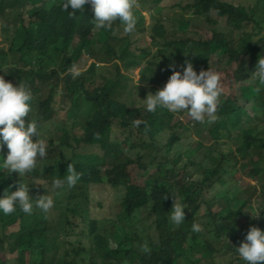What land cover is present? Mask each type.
Instances as JSON below:
<instances>
[{
    "label": "trees",
    "instance_id": "obj_1",
    "mask_svg": "<svg viewBox=\"0 0 264 264\" xmlns=\"http://www.w3.org/2000/svg\"><path fill=\"white\" fill-rule=\"evenodd\" d=\"M158 1L161 0L155 3ZM182 1L171 6L165 19L159 18L153 25L150 39L161 46L158 49L161 56L152 63L156 69L152 64L142 67L140 81L144 84L150 77V82L160 81L162 87L173 70L182 71L185 61L191 62L197 73L208 68L215 71L209 63V48L213 44L226 65L235 66L234 82L239 85L237 93L223 89L217 108L221 121L206 131L213 143L206 146L193 139L184 150L190 162L187 172V164L182 171L176 167L180 156L157 155L161 150L170 152L178 141H184V137L176 135L183 122L169 127L171 114L166 109L147 112L142 107L129 108L120 100L125 94L132 97L131 78L126 71L140 65L136 54L146 49L133 47L130 37L123 41L124 36L116 33L118 29L122 31L119 21H113L111 29L96 27L94 13L87 4L84 11L70 17L62 8L64 0H0V33L4 41H0V76L14 86L19 81L34 85L33 92L40 103L35 118L40 125L51 122L57 95L62 92L64 101L69 102L66 118L61 123L57 121L58 135L41 137L49 143L48 154L55 150L51 159L36 166L31 174L53 180L56 176H66L71 162L80 174L74 186L64 183L53 192L54 199L61 204L60 229L58 224L49 227L46 215L35 207L31 214L19 208L6 216L0 214V250L7 251L8 241H17V257L11 258L10 264H38L39 259L54 264L57 258L62 264H96L100 256L103 264H202L203 261L218 264L216 253L220 247L225 261L221 260V264L235 261L240 264L243 261L235 248L244 242L250 227L264 230V203L258 194L262 190L260 195L264 198V85L257 89L253 75L259 57H264V32L255 38L264 29V0H245L252 2L247 6L227 0H187L181 4ZM8 5L11 9H7ZM217 15L226 18L229 32L218 29ZM192 17L204 18L207 24L202 25L209 29L210 37L187 34L188 28L197 26L194 22L201 21L198 18L192 22ZM247 26H251V31H246ZM235 29L241 33L238 39L231 36ZM254 29L259 31L254 33ZM142 32L136 24L133 32L123 33ZM173 33L174 36L183 33L185 37L173 38ZM95 43L102 45L100 56L93 50L88 54L92 53L100 62L96 65L92 61L86 70L73 77L72 58ZM180 44L183 49L176 50ZM113 59L116 62L110 70L106 65ZM97 73L102 78L94 85ZM135 74L136 71L131 73ZM160 74L161 78L156 79ZM84 80L87 81L83 84ZM40 83L44 89L37 87ZM86 83L91 84L86 86ZM150 90L157 89L151 86ZM115 91L119 98L113 96ZM258 107L262 114H254ZM134 120L139 123L134 125ZM253 123L262 126L261 134ZM113 125L120 131H114ZM202 125L195 122V135L203 131ZM163 134L164 143L159 147ZM196 143L202 151L198 161ZM77 147L97 150L82 152ZM7 151L6 147L0 149V155L6 156ZM149 155L153 157L149 159ZM234 167L252 175L255 183L241 187L236 173L231 176ZM140 176L144 177L143 182ZM19 182L38 188L33 197L51 195L45 192L51 183L34 185L28 173L20 177L15 172L7 175L6 170H0V196L5 189L15 191ZM90 184H109L118 193L122 206L120 221L126 228L138 207L147 214H155L152 224L157 232L155 240L146 245L140 237H127L124 227L118 233L114 220L94 217ZM246 188L252 190L248 197L251 202L240 195ZM170 190L185 207V219L180 225L169 223L174 203ZM218 192L221 195L216 197ZM252 199L254 210L250 209ZM202 209L204 213L200 215ZM242 217L249 218L248 225L242 223ZM200 219L207 221L204 234L191 231L192 223ZM199 250L210 255L201 257L196 254Z\"/></svg>",
    "mask_w": 264,
    "mask_h": 264
},
{
    "label": "clouds",
    "instance_id": "obj_2",
    "mask_svg": "<svg viewBox=\"0 0 264 264\" xmlns=\"http://www.w3.org/2000/svg\"><path fill=\"white\" fill-rule=\"evenodd\" d=\"M86 4L91 6L95 17V26L98 28L111 29L113 21H119L122 25V31L131 33L135 30L136 24L138 27L140 26V19L145 16L139 10H135L138 7L136 0H64L62 8L68 11L70 17H74L78 11H84ZM113 31L115 30L113 29ZM90 50H93L98 56L103 51L102 45H97V43L89 48L81 49L80 53L71 60L72 68L70 72L73 77H77L80 74L79 72L86 70L92 61H95L96 65L100 62L92 53L89 56L88 52ZM84 60H86V63H83ZM115 62V59H113L106 66L113 70ZM80 64L82 66L79 68ZM169 67L174 68L175 66L170 65ZM131 68L135 69V66H131ZM126 73L129 72L126 71ZM253 75L258 85H264V57H259ZM96 77L97 80L93 83L94 85L98 84L102 78L99 73L96 74ZM86 81L84 80L83 84ZM90 84L86 83V86ZM154 86L157 90L152 91L154 93H149L143 99L147 112H155L157 108H162L174 115L175 112L187 110V114L191 119L201 124L206 121L211 123L217 119V108L223 92L218 72L208 68L197 73L192 63L185 61L182 71L173 70L162 88L158 89L156 84ZM37 87L41 88L40 85H37ZM33 88L34 85L32 87V85L26 84L24 81H19V85L14 86L4 76H0V149L6 147L8 150L6 156L0 155V170H6L7 175L15 172L20 177L28 173L34 185H43L41 183L43 182L51 183L53 187H58L66 183L68 187H72L80 178L79 172L74 169L73 162L68 164L66 176L59 177L55 175L57 178L53 180L35 177L31 174L32 170L42 160H45L42 164L50 160L52 153L55 151L53 149L52 153L48 154L49 143L41 139L40 127L42 125L35 118L40 111V103L38 95L35 94V91L33 92ZM34 97L37 99L33 101ZM60 97L61 101L59 104L56 96L55 105L57 108L54 116L58 107L66 109L67 116L69 102L64 101L62 92ZM31 104L34 105V108H31ZM254 114H257L256 110ZM260 114H262L261 107ZM62 120L58 119L56 121L61 123ZM138 123V120L133 121L134 125ZM77 149L82 150V152H91V149L97 150L94 147L85 148L90 149L89 151H83L85 149L82 147H77ZM69 152L71 153L70 150ZM89 154L92 153L84 155ZM68 160H70V157ZM29 190H31L30 194ZM37 192L38 188H29V184L20 182L15 191L5 189L4 194L0 196V214L9 215L15 212L17 208L25 214H31L35 207L42 210V213L47 217L46 220H49L46 223L48 225L51 223L49 227H53L56 224L52 223V220L59 221L60 219L52 215L54 199L47 194L38 197L31 196L36 195ZM172 196L174 203L168 219L171 223L180 225L185 219V207L177 202L173 193ZM259 200L264 203V198L260 194ZM118 202L120 203V199ZM201 230L202 225L200 223H192V232L198 233ZM235 250L243 264H261V262H264V230L255 226L250 227L245 235L244 242Z\"/></svg>",
    "mask_w": 264,
    "mask_h": 264
},
{
    "label": "rangeland",
    "instance_id": "obj_3",
    "mask_svg": "<svg viewBox=\"0 0 264 264\" xmlns=\"http://www.w3.org/2000/svg\"><path fill=\"white\" fill-rule=\"evenodd\" d=\"M180 0H161L158 1L157 3H155V0H136L138 7L135 8V10H139L140 13L144 16L143 21L140 23V29L141 31H143L140 34H131V35H124V33L118 29L116 31V33H118L120 36H124L123 41L126 40L127 37H130L131 39V43H133V47L134 45H138L140 48H144L146 49L145 52L140 53V54H135L137 55L138 60L140 61V66L132 69L129 71V73H127L130 78V87L131 90L133 92L132 97H128L127 94L123 95L122 97H120V100L123 101L129 108L136 106V107H142L143 109H145L144 106V102L143 99L146 98V96L149 93H154L150 90L151 86H154L155 83L150 82V77L147 78L148 82H145L144 84L140 81V75H141V69L144 66L147 65H151L152 63H154L155 61H158L161 54L158 52V49L161 47L160 45H158L157 43H152L150 36L151 34L154 33V30L152 29L153 25H155L156 22H158L159 18L165 19V17L167 16V14L169 13V9L171 8V6L176 5ZM244 1V2H243ZM187 2V0H184L181 2V4H185ZM227 2L229 3H233V4H241V5H250L252 2H245V0H227ZM155 3V4H154ZM163 7V8H162ZM162 8V9H161ZM7 9H11V7L8 5ZM160 10H162V15ZM178 12H182V11H178ZM177 12V13H178ZM185 13V12H184ZM261 13V12H260ZM218 19V29L220 31H226L229 32V30H231L230 28L225 26V17H219L218 15L216 16ZM200 19L201 21L199 22H194L197 23V26L194 27L193 25L188 28L187 30V34L190 35H196V37L198 38H206V37H210V31L209 29L202 25V24H207L204 21L203 17H192L191 21H196L197 19ZM176 21V20H174ZM193 23V24H194ZM201 23V24H200ZM170 23H166V26H170ZM229 29V30H228ZM246 31H251V26H247ZM233 31V30H232ZM259 31V29H254V33ZM263 32L264 29L261 30L259 32L258 35L255 36V38L257 37H261L263 36ZM241 33L239 30L235 29V31L231 32V36L234 37V39H238L240 37ZM173 38H183L185 37V34L181 33V35H177L174 36L173 33ZM0 41H3V36L0 33ZM181 45V46H180ZM179 48H177L176 50H182L183 49V45L180 44ZM209 63H211V65H214L215 68V72H218L220 75V84L222 89H225V91L227 90H231L233 93H237V89L239 87L238 84H236L234 82V71H235V66H231V65H226V62L221 58V56H219L217 54V50L214 48V45H210L209 48ZM84 55L87 57V55L84 53ZM83 63H86V60L83 61ZM82 66V64L79 65V68ZM152 67L156 69V65L152 64ZM136 71L135 76L131 75L132 72ZM162 76V74L157 75L156 79H160ZM161 82L159 81L157 85L158 89L162 88L160 86ZM41 89H44V86L42 84H39ZM255 86L257 87V89L259 88V85L255 83ZM45 93H46V89H45ZM257 94H259V90H257ZM37 95V94H36ZM113 96L116 98H119L117 95V92L115 91L113 93ZM58 97V101L60 104L61 101V97L60 95H57ZM134 98V99H133ZM37 98L34 97L33 101L36 100ZM31 108H34V105L31 104ZM257 111V115L260 114V107L256 108ZM35 113V110H34ZM33 113V114H34ZM187 110H181L178 112H175L174 115L171 114V118L169 120L168 126L171 127L174 123H177L178 121H182L183 124L180 125L179 129H177L176 131V135L177 136H182L184 137V141L180 140L177 142V144L170 150V152H165L164 150H161L157 155H161V154H165L168 156V158H173L175 156H180L181 158L178 160L177 163V169L179 171L183 170V166L185 164H187V168L186 171L190 170V162L188 163V155L187 152H185L184 150L187 149L190 145L191 140L195 139L198 142H201L202 145H206V146H210L214 140H212L208 135V133L206 132L208 129L214 127L219 121H221V117L217 114V119L214 122L208 123L207 121L205 123H203V131L199 132L198 134L195 135L196 133V129L193 131V128L195 127L194 124L196 121L192 120L191 117L189 116L188 119L186 118L187 116ZM66 116V109L64 108H60L58 107V110L54 116V118L52 119V123L49 122V125H44L42 124V126L40 127V136L44 137L46 139L47 136H52L55 137L57 136L60 132V128L58 130V124L56 120L58 119H64ZM56 125V126H55ZM187 125H189V128L186 129ZM253 126L256 127V132L258 133H262V126L259 124H253ZM45 129H44V128ZM113 130L114 131H120V128L113 125ZM169 133V132H168ZM57 134V135H55ZM163 139H165V135H161L160 136V141H159V147H162L164 141ZM43 140V139H42ZM198 143H196L195 145V150H196V155H197V161L201 158L202 155V151L201 148H199ZM234 145H237V141L234 142ZM90 149H85L83 151H89ZM183 152V153H182ZM150 157H153L152 155H149V159ZM45 160H42L38 166H40ZM238 167H234L232 168V172H231V176L236 173L235 175L237 176L236 178L239 180L240 182V186L241 187H245V186H249L251 183H255L254 178L252 175H250L249 173H245L243 174L242 172L237 170ZM140 171V170H139ZM226 176H228L227 174H225ZM224 175V176H225ZM144 177L140 176V181L143 182ZM56 187H53V185L45 190V192L47 193H51V197L54 199V190ZM251 193L252 190L246 188L243 192H240V195L242 197L248 198L251 197ZM260 194V193H258ZM89 195H90V206H91V213L94 215V217H98V218H105L107 217V219H112L114 220V227L115 229H118V233L120 232V228L124 227L123 224L120 221V210L122 209L121 206V202L119 203V195L118 193L109 185V184H91L90 189H89ZM221 195V192H218L216 194V197H219ZM249 199V198H248ZM53 209H52V215L55 217H58L60 215L61 212V204L57 201V200H53ZM221 203H224L222 200ZM249 202H251V199H249ZM223 205V204H221ZM252 207L250 209L254 210L255 209V202L252 199ZM204 210H200L199 214H203ZM251 214V213H250ZM135 217L130 221V226L129 228L124 227L127 237H140L142 239V241L148 245L151 242H153L156 238V234L157 232H155L154 229V225H152L155 222V214L152 213H146V211L142 208V207H138L135 210L134 213ZM249 218L243 219V217L241 218V221L244 225H248V221ZM52 223L58 224L57 227L60 229L62 226V222L58 221V220H52ZM207 221L205 219H200L198 223H200L202 225V232L198 233V234H204L205 233V226L204 223H206ZM169 223H171L169 221ZM17 223L13 224L12 226L15 227ZM51 225V223L49 224ZM175 225V224H174ZM52 228V227H51ZM7 232H11L8 231ZM51 232V229L50 231ZM112 234H109L108 236H111ZM75 238V237H74ZM112 238H110L111 240ZM114 240L116 241V237H114ZM221 240H223V238H221ZM77 242V241H76ZM90 245V244H89ZM154 247V246H153ZM6 248L7 251H1L0 250V264L1 262H6L8 264H10L11 258H16L17 257V241H8L6 243ZM197 255L203 257L204 254L206 255H210L205 253H202L201 250L196 251ZM214 255V254H212ZM224 261L223 259V252H222V247L219 248V250L216 253V261L218 264H221L220 261ZM38 264H46L44 262V260L39 259ZM54 264H62V260L57 258ZM87 264V263H86ZM96 264H103L102 262V257L100 256L97 260ZM202 264H205V262L203 261ZM233 264H239L237 261H235ZM243 264V263H242Z\"/></svg>",
    "mask_w": 264,
    "mask_h": 264
}]
</instances>
